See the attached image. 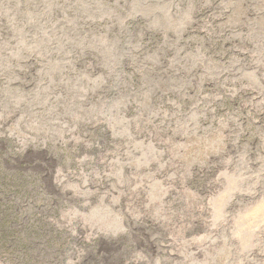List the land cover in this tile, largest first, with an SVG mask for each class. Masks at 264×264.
Listing matches in <instances>:
<instances>
[{
    "label": "rangeland",
    "instance_id": "1",
    "mask_svg": "<svg viewBox=\"0 0 264 264\" xmlns=\"http://www.w3.org/2000/svg\"><path fill=\"white\" fill-rule=\"evenodd\" d=\"M0 211V264H264V0H0Z\"/></svg>",
    "mask_w": 264,
    "mask_h": 264
},
{
    "label": "bare ground",
    "instance_id": "2",
    "mask_svg": "<svg viewBox=\"0 0 264 264\" xmlns=\"http://www.w3.org/2000/svg\"><path fill=\"white\" fill-rule=\"evenodd\" d=\"M4 200H7L8 202L12 201L10 196L5 198ZM10 223H16L15 220L12 218L11 214L6 211H0V226L6 227Z\"/></svg>",
    "mask_w": 264,
    "mask_h": 264
}]
</instances>
